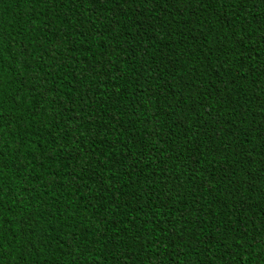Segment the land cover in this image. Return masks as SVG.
I'll list each match as a JSON object with an SVG mask.
<instances>
[{"label":"trees","instance_id":"obj_1","mask_svg":"<svg viewBox=\"0 0 264 264\" xmlns=\"http://www.w3.org/2000/svg\"><path fill=\"white\" fill-rule=\"evenodd\" d=\"M0 264H264V0H0Z\"/></svg>","mask_w":264,"mask_h":264}]
</instances>
